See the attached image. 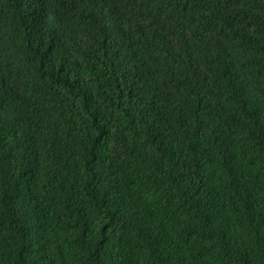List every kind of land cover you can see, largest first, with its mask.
Instances as JSON below:
<instances>
[{"label": "trees", "instance_id": "1", "mask_svg": "<svg viewBox=\"0 0 264 264\" xmlns=\"http://www.w3.org/2000/svg\"><path fill=\"white\" fill-rule=\"evenodd\" d=\"M0 264H264V0H0Z\"/></svg>", "mask_w": 264, "mask_h": 264}]
</instances>
